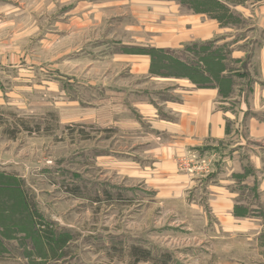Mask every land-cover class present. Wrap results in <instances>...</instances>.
Wrapping results in <instances>:
<instances>
[{
	"label": "rangeland",
	"instance_id": "rangeland-1",
	"mask_svg": "<svg viewBox=\"0 0 264 264\" xmlns=\"http://www.w3.org/2000/svg\"><path fill=\"white\" fill-rule=\"evenodd\" d=\"M155 8L0 0V264H259L251 232H222L204 195L156 176L141 102L161 105L172 90L150 77L204 86L214 75L166 55L150 77L132 70L124 55L152 60L160 49ZM165 50L193 58L187 44ZM223 157L217 147L186 149L175 155L177 174L203 185ZM26 198L42 223L68 233L65 257L46 255ZM135 247L148 259L133 256Z\"/></svg>",
	"mask_w": 264,
	"mask_h": 264
},
{
	"label": "crops",
	"instance_id": "crops-1",
	"mask_svg": "<svg viewBox=\"0 0 264 264\" xmlns=\"http://www.w3.org/2000/svg\"><path fill=\"white\" fill-rule=\"evenodd\" d=\"M132 1L157 6L156 48L210 44L225 65L212 83L200 86L189 78L150 77L148 55H124L134 72L172 90L161 105L141 102L156 137V176H176L204 195L222 232H251L257 262L264 264V0ZM216 147L223 161L203 185L177 174L175 155Z\"/></svg>",
	"mask_w": 264,
	"mask_h": 264
},
{
	"label": "trees",
	"instance_id": "trees-1",
	"mask_svg": "<svg viewBox=\"0 0 264 264\" xmlns=\"http://www.w3.org/2000/svg\"><path fill=\"white\" fill-rule=\"evenodd\" d=\"M187 1V0H182ZM201 46V49L198 48ZM210 44H204V45H197L194 44L193 46H189V49L192 48L193 57L195 60L190 59L189 56L187 59L182 58L179 55L173 54V51L170 50H163L160 49H153L151 51L152 54V67L155 69L158 59L162 55L168 56L170 59H172L175 63L178 65L183 63L184 66H188V69H193L194 72H198L201 74V72L207 73V71H210L211 74L215 76V78L218 77V74L220 73V69L224 67L225 65L222 64L220 61L218 62L217 56H215V51H212L210 48ZM200 49V50H199ZM159 56V57H158ZM185 56V55H182ZM196 57H199V62H202L203 64L200 65L199 62L196 61ZM210 68V69H209ZM219 70V71H218ZM202 75V74H201ZM208 79V78H206ZM214 79V78H213ZM208 85V84H207ZM26 208H27V214H28V221L29 223L33 224L32 232L34 234L37 233L39 239L42 241H39L41 246H43L46 255L51 259L59 260L62 257H65L66 253L64 252V249L66 248V245L69 240L68 233H57L54 228L52 227L53 224L51 223H42L41 216L35 209L32 208V206L27 202L26 198ZM35 226V228H34ZM2 248V247H1ZM133 256H137L138 260H147L148 259V252L143 251L140 248H134L132 251Z\"/></svg>",
	"mask_w": 264,
	"mask_h": 264
}]
</instances>
